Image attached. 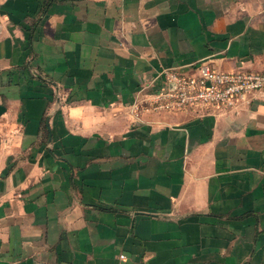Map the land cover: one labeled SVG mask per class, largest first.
<instances>
[{
	"label": "crops",
	"instance_id": "crops-1",
	"mask_svg": "<svg viewBox=\"0 0 264 264\" xmlns=\"http://www.w3.org/2000/svg\"><path fill=\"white\" fill-rule=\"evenodd\" d=\"M198 64L264 73V0H0V264H264V85L131 109Z\"/></svg>",
	"mask_w": 264,
	"mask_h": 264
},
{
	"label": "built area",
	"instance_id": "built-area-1",
	"mask_svg": "<svg viewBox=\"0 0 264 264\" xmlns=\"http://www.w3.org/2000/svg\"><path fill=\"white\" fill-rule=\"evenodd\" d=\"M195 74L183 75L173 69L162 70L163 84L147 99L131 105L140 111H178L209 105L219 111L235 110L248 96L264 85V73L251 71L219 72L198 64ZM122 258V255H119Z\"/></svg>",
	"mask_w": 264,
	"mask_h": 264
}]
</instances>
